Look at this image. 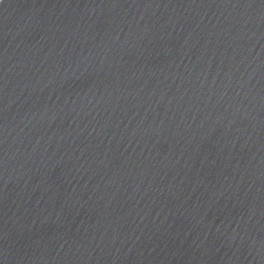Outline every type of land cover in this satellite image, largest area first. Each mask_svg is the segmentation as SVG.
Segmentation results:
<instances>
[{"label": "water", "instance_id": "water-1", "mask_svg": "<svg viewBox=\"0 0 264 264\" xmlns=\"http://www.w3.org/2000/svg\"><path fill=\"white\" fill-rule=\"evenodd\" d=\"M0 264H264V0H0Z\"/></svg>", "mask_w": 264, "mask_h": 264}]
</instances>
